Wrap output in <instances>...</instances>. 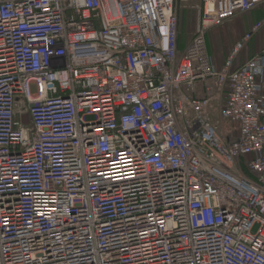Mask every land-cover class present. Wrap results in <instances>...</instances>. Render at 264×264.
Here are the masks:
<instances>
[{"label": "built area", "instance_id": "obj_1", "mask_svg": "<svg viewBox=\"0 0 264 264\" xmlns=\"http://www.w3.org/2000/svg\"><path fill=\"white\" fill-rule=\"evenodd\" d=\"M176 2L0 0V264H264V0Z\"/></svg>", "mask_w": 264, "mask_h": 264}, {"label": "rangeland", "instance_id": "obj_2", "mask_svg": "<svg viewBox=\"0 0 264 264\" xmlns=\"http://www.w3.org/2000/svg\"><path fill=\"white\" fill-rule=\"evenodd\" d=\"M200 7L201 0H177L176 2L179 39L178 45L181 49H183L189 43L194 34ZM230 21L224 23L220 27L213 28L208 31L207 44L214 57L215 55H219L222 59L226 58L229 55L232 46L238 40L236 37L238 29L235 28L231 30V26L233 25H231ZM244 24L245 21L241 23L242 26ZM213 120H216V118H213ZM21 121L23 125H28L30 123L29 115L24 114L21 117ZM219 127L221 131L226 133L234 129L230 124L227 123H220ZM234 133L235 132L228 136V140L230 138L233 139L236 137V134Z\"/></svg>", "mask_w": 264, "mask_h": 264}, {"label": "crops", "instance_id": "obj_3", "mask_svg": "<svg viewBox=\"0 0 264 264\" xmlns=\"http://www.w3.org/2000/svg\"><path fill=\"white\" fill-rule=\"evenodd\" d=\"M232 20V19H231ZM264 20V4L260 5L256 9L252 10L251 12H248L246 14L240 15L236 18H234L231 22V30L237 28V42H239L243 36V34L248 31L251 26L257 22L263 21ZM245 21V24L242 26L241 23ZM208 34V33H207ZM206 42H207V35H206ZM235 45V44H234ZM233 45V46H234ZM232 46V47H233ZM264 46V27L260 30V32L255 35L252 40L246 44L244 49L241 51L237 59L234 60V67H238L240 65H243L245 62H247L250 58L258 54L262 47ZM208 52L209 54L214 58L216 64L218 66H221L223 62L225 61L226 58L222 59L219 55H214L210 51L208 44H207ZM231 51V50H230ZM233 127V126H232ZM233 131L235 132L237 136V131H235V127H233ZM232 135V134H231Z\"/></svg>", "mask_w": 264, "mask_h": 264}]
</instances>
